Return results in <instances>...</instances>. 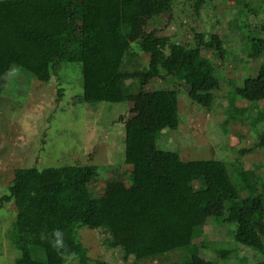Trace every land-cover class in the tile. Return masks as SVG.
<instances>
[{"label": "trees", "instance_id": "obj_1", "mask_svg": "<svg viewBox=\"0 0 264 264\" xmlns=\"http://www.w3.org/2000/svg\"><path fill=\"white\" fill-rule=\"evenodd\" d=\"M173 7L174 0L0 1V95L12 68L48 83L65 62H80L83 93L77 100L88 104H128L134 94L142 98L144 85L154 79L177 87L198 80L217 83L222 74L201 51L224 58L228 47L222 41L204 42V32L192 47L156 32L135 42L129 38V21L157 23L164 14L172 20ZM245 41L250 59L264 58V40L247 34ZM133 50L148 57L150 73L144 78L127 68L125 59ZM245 73L233 94L251 111L262 108L264 113V61ZM130 74L135 76L126 84ZM136 81L140 87L132 93ZM216 91L212 87L188 95L210 111ZM233 106L234 111L248 110ZM169 126L129 128L124 138L129 168L111 174L101 189L95 166L16 170L8 193L0 196V209L10 204V211H16L9 235L19 251L14 264H110L90 260L76 232L82 227L102 234L105 248L123 262L156 260L173 252L184 259L173 264H212L194 259L198 248L193 244L212 218L231 222L230 242L253 253L256 264H264V184L251 178L241 198L221 161H184L177 152L160 149L158 135ZM208 237L203 235L200 243L207 251L215 242ZM209 253L225 264L232 258L222 249Z\"/></svg>", "mask_w": 264, "mask_h": 264}, {"label": "rangeland", "instance_id": "obj_2", "mask_svg": "<svg viewBox=\"0 0 264 264\" xmlns=\"http://www.w3.org/2000/svg\"><path fill=\"white\" fill-rule=\"evenodd\" d=\"M198 1L201 5L197 7ZM252 9L258 10V14L253 15ZM172 15V20L168 14L162 15L157 23L129 21V38L135 42L156 32L160 37H170L192 47L195 38L204 32V42L219 40L228 47L224 58L205 48L201 51L222 74L220 80L217 83L198 80L177 87L154 79L144 85L142 98L134 94L128 104L103 101L88 104L77 100L83 93L80 62L62 63L48 83L12 68L0 95V196L8 193L16 170L30 168L95 166L100 181L96 186L101 189L111 174L129 168L124 164L125 132L135 125L163 126L167 122L173 128L163 127L158 135L156 144L160 149L175 151L184 161H221L241 198L247 195L244 188L251 178L258 185L260 181L264 184L263 109L251 111L248 103L239 102L233 94L245 77L246 68L251 70L264 61V58L250 59L244 50L247 34L264 40V0H174ZM128 58L127 68L139 71V78L150 73L146 69L147 56L133 50ZM132 76L135 75L125 76L126 84L131 83ZM139 87L136 81L132 93ZM212 87L217 91L210 111L188 95L189 91H207ZM234 104L248 110L234 111ZM10 209H13L10 204L0 209V264H14L19 257L9 238L16 214ZM210 220L201 236L193 238L198 248L195 260L225 264L223 259L209 253L222 249L230 252L229 264H256L253 253L230 242L232 233H229L234 228L231 222H224L223 218ZM76 232L90 260L110 264H173L184 260L183 255L179 259L172 252L156 260L136 262L130 258L123 262L117 252L105 248L99 232L83 227ZM205 234L215 241L211 246L206 244L208 251L200 248Z\"/></svg>", "mask_w": 264, "mask_h": 264}, {"label": "clouds", "instance_id": "obj_3", "mask_svg": "<svg viewBox=\"0 0 264 264\" xmlns=\"http://www.w3.org/2000/svg\"><path fill=\"white\" fill-rule=\"evenodd\" d=\"M56 236L59 237L60 239L57 240V244H59L60 246L63 245V240H62V233L57 231L56 232Z\"/></svg>", "mask_w": 264, "mask_h": 264}]
</instances>
